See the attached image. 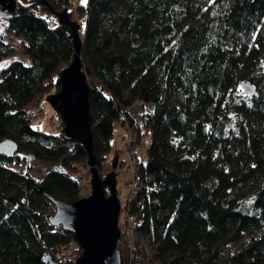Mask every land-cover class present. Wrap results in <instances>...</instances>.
Instances as JSON below:
<instances>
[{
    "label": "trees",
    "instance_id": "16d2710c",
    "mask_svg": "<svg viewBox=\"0 0 264 264\" xmlns=\"http://www.w3.org/2000/svg\"><path fill=\"white\" fill-rule=\"evenodd\" d=\"M20 1L29 5L0 20L30 59L0 69V142L16 143L12 155L0 152V264H44L47 254L78 264L81 254H66L77 243L50 223V198L82 197L86 151L64 137L62 121L47 132L31 116L74 56L71 28L52 10L79 24L96 166L117 125L149 135L123 208L132 237L118 220L121 264L130 254L140 263L264 264V0ZM4 36L0 59L14 51ZM242 82L256 94H243ZM18 153L50 168L36 181L8 167Z\"/></svg>",
    "mask_w": 264,
    "mask_h": 264
},
{
    "label": "water",
    "instance_id": "95a60500",
    "mask_svg": "<svg viewBox=\"0 0 264 264\" xmlns=\"http://www.w3.org/2000/svg\"><path fill=\"white\" fill-rule=\"evenodd\" d=\"M19 7L17 0H0V20L11 18ZM52 12L60 23L71 28L74 56L59 75L60 88L49 97V102L63 122L64 137L78 141L86 151L91 174V193L75 201L50 198L54 205L50 223L60 225L63 230L73 234L74 240L81 248L78 264H121L118 248L121 238L118 228L121 209L115 195H105L102 179L95 167L89 91L80 66L79 24L65 13L53 10ZM240 87L245 95L256 94L255 88L249 82H242ZM15 151L16 143L13 140L6 138L0 142L1 153L12 155ZM43 263L58 264L50 254L43 257Z\"/></svg>",
    "mask_w": 264,
    "mask_h": 264
},
{
    "label": "rangeland",
    "instance_id": "374dc122",
    "mask_svg": "<svg viewBox=\"0 0 264 264\" xmlns=\"http://www.w3.org/2000/svg\"><path fill=\"white\" fill-rule=\"evenodd\" d=\"M28 5V3H22L21 1L18 4V6ZM70 19L77 22L76 17L74 15H71ZM0 32H4L5 39L9 40L14 45L13 53L6 58L0 59V69L12 59L20 60L24 64H29V57L21 53L18 38L14 37L10 32L6 31L5 24L2 21H0ZM58 90L59 88H53L49 93L42 96L39 102V106L32 108V124L35 127L45 130L47 132H56L59 129V126L61 125V118L58 117L59 115L54 111L49 102V97L52 94L56 93ZM145 106L148 109L151 105L147 104ZM128 111L134 117L136 123L140 122L143 108H141L139 101H134L133 104L128 108ZM35 113L37 114V116H34ZM117 123H119V121ZM142 132L143 129L140 128V130L137 131L135 125L129 127L128 129H123L117 125L113 130L112 137L110 138L109 154L107 155L105 161L100 167L96 166L95 164V167L101 179L103 178V180L109 186L107 191L105 192V195H114L113 192L115 193V196L119 202L121 209L119 219H122L124 221L125 211L123 210V208L129 195V188L127 183L129 179L133 177V162L136 158H145V148L149 142V135H143ZM128 136H131V141L129 143L126 141ZM18 155L20 157V162L17 164L10 163L8 167L21 173H29V175L33 177L36 181L39 180V178L45 173V171L50 168V165L45 164L39 161L38 159H35L31 155L24 153H18ZM77 176L79 178V186L82 185L84 187L81 190L82 197L89 196L91 193V174L90 167L87 164V161L85 167H79ZM125 222L128 226V222ZM77 246L78 244H72L68 248L66 254L71 257L75 256V248Z\"/></svg>",
    "mask_w": 264,
    "mask_h": 264
},
{
    "label": "built area",
    "instance_id": "2783aa9c",
    "mask_svg": "<svg viewBox=\"0 0 264 264\" xmlns=\"http://www.w3.org/2000/svg\"><path fill=\"white\" fill-rule=\"evenodd\" d=\"M82 1L83 0H77L78 3L82 2ZM77 2H75L73 5H71L70 9L75 11V8L77 6ZM34 116H37V114L35 113ZM126 141L129 143L131 141V136H128ZM127 184H128V188H129V196H128V198L130 199L133 196V191L135 189L136 182H135L134 178L131 177ZM83 188L84 187L81 185L80 186V190H82ZM124 219H125V221L128 222V226L126 228V233H127V235L129 237H132V234H133V225L131 224L132 223V217L129 216L127 213H124ZM129 257H130L129 261L126 264H156V262H152V261H148V260L146 262H141V263L140 262H133L132 261V258H133L132 254H130Z\"/></svg>",
    "mask_w": 264,
    "mask_h": 264
},
{
    "label": "bare ground",
    "instance_id": "6f19581e",
    "mask_svg": "<svg viewBox=\"0 0 264 264\" xmlns=\"http://www.w3.org/2000/svg\"><path fill=\"white\" fill-rule=\"evenodd\" d=\"M19 2H20V1H19V0H17V3H18V4H19Z\"/></svg>",
    "mask_w": 264,
    "mask_h": 264
}]
</instances>
